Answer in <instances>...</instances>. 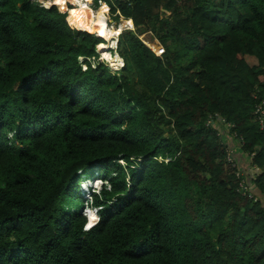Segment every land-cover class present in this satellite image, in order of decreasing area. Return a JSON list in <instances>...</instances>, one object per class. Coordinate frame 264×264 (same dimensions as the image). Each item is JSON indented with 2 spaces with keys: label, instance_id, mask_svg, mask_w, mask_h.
<instances>
[{
  "label": "trees",
  "instance_id": "1",
  "mask_svg": "<svg viewBox=\"0 0 264 264\" xmlns=\"http://www.w3.org/2000/svg\"><path fill=\"white\" fill-rule=\"evenodd\" d=\"M104 1L123 68L66 0H0V264H264V0Z\"/></svg>",
  "mask_w": 264,
  "mask_h": 264
},
{
  "label": "rangeland",
  "instance_id": "2",
  "mask_svg": "<svg viewBox=\"0 0 264 264\" xmlns=\"http://www.w3.org/2000/svg\"><path fill=\"white\" fill-rule=\"evenodd\" d=\"M34 1H37L38 3H40V4H44V5H46L47 6V4L48 3H50L49 5L50 6H53L54 4L55 5H57L58 6V8L61 10V7L60 6H62L60 3L61 2H63V0H34ZM93 2H94V0H92V2L90 3V5L89 4H87V2H84L83 4L81 3V0H66V4L65 5H63V6H66L68 9H66V10H61L62 12H66L67 13V21H68V23L71 25V27L72 28H75V29H83L84 31H86V30H88L89 31V26L90 27H94V29L97 31V32H99V30H101V29H103V27H101V28H99V29H96V25H94V23H93V21H91L90 20V12H89V9L90 10H92L93 12L94 11H96V12H103L106 16H107V23H106V25L108 26V27H111V30L113 31V30H120V28H121V26H120V24H122L124 21L125 22H127L126 20L127 19H125L124 17H121L120 19L119 18H117V17H115V15H112V12H111V7H110V5H109V7L107 6V5H105L104 3L103 4H101V6L99 5L97 8H95V6L93 5ZM73 4H76V5H80L82 8H83V10L85 11V8H86V14H85V19L84 18H82V19H79V20H76V18L74 17V13L72 12L71 14H69L70 13V8H72V6H73ZM48 7V6H47ZM117 13H120L119 11L117 12ZM70 16V17H69ZM70 19H75L74 21H75V23H73V22H71V20ZM88 25V26H84V25ZM129 24V25H128ZM80 26H84V27H80ZM128 27H131V28H128ZM133 28V29H132ZM126 29H131V30H135V27H134V24H133V21L131 22L130 21V23H124V30H126ZM123 30V31H124ZM122 31V32H123ZM121 32V33H122ZM96 34H98L99 35V33H96ZM101 37V36H100ZM142 39L145 41V43L147 44V45H149L152 49H153V51L155 52V53H157L158 55H162L164 52H165V49H164V47L160 44V42L158 41V39L156 38V37H154L153 36V34L151 33V32H148V33H146V34H144L143 36H142ZM117 41H116V43H115V45H109L108 43H106L108 46H110L111 48L110 49H106L105 48V50L104 49H102V47H100V49H102L101 50V52H100V59L101 60H103L107 65L109 64V62L107 61V59L109 58V57H115V53H118V41H119V36L117 37V39H116ZM108 41V40H107ZM109 42V41H108ZM99 46V45H98ZM98 50H99V48H98ZM112 52V53H111ZM109 55L108 57L106 56V55ZM119 54V53H118ZM120 55V54H119ZM120 58V66L121 67H123V64H124V59L121 57V56H119ZM92 64L93 65H95V66H97L98 65V61L97 60H95V58L93 59V62H92ZM112 71L113 72H118V74H120L121 73V71L120 70H113L112 69ZM230 152H231V150H230ZM121 162H123V161H121ZM240 163H241V161H239ZM124 163V162H123ZM240 163H238V165H240ZM125 164H126V162H125ZM249 178L251 179V178H253V174L252 175H250L249 176ZM82 180H86L88 183H90V182H99V183H102L101 184V186H102V188L105 186V185H107V187L108 188H110L111 187V183H110V181L109 180H105V179H103L102 178V175H100L99 173H96V177L94 178V179H92V178H82ZM250 185V184H249ZM91 195H89V201H87V202H85V206H86V204L88 203L90 206H92V204H91ZM87 207V206H86ZM86 211V210H85ZM90 213V214H89ZM88 214H89V216L90 217H92L91 216V214L93 213L92 211H90ZM95 214V213H94Z\"/></svg>",
  "mask_w": 264,
  "mask_h": 264
},
{
  "label": "clouds",
  "instance_id": "3",
  "mask_svg": "<svg viewBox=\"0 0 264 264\" xmlns=\"http://www.w3.org/2000/svg\"><path fill=\"white\" fill-rule=\"evenodd\" d=\"M107 3V2H106ZM55 5V4H54ZM71 26V25H70ZM89 32V31H88ZM96 34V33H95ZM98 35V34H97ZM100 36V35H99ZM120 36V35H119ZM104 39V38H103ZM105 40V39H104ZM106 41V40H105ZM125 65V61L123 64V67ZM109 66V64H108ZM110 67V66H109ZM122 67V68H123ZM121 68V69H122ZM80 173L82 171H79ZM96 173H99L100 175H102L103 179H107L109 180V178L104 177V174L101 173L99 170H96L94 172V175L92 176H87V175H82V178H92L94 179L96 177ZM82 178L80 179V184H79V197L83 200V207L81 208V210L79 212H81L86 218H87V223L85 225V229L86 230H91L93 227H95L99 222H100V213H99V207L95 205V198L97 196H99L101 198V195L103 193L104 190L106 189H110L107 187V185H105L103 188L101 186L102 183L99 182H90L88 183L86 180H82ZM110 181V180H109ZM89 195H91V204L92 206H90L88 203L85 206V202L89 201ZM86 210V211H85ZM90 211H94L95 215L97 216V219L95 220V223L93 225H91V217L89 216V212ZM89 213V214H88Z\"/></svg>",
  "mask_w": 264,
  "mask_h": 264
},
{
  "label": "bare ground",
  "instance_id": "4",
  "mask_svg": "<svg viewBox=\"0 0 264 264\" xmlns=\"http://www.w3.org/2000/svg\"><path fill=\"white\" fill-rule=\"evenodd\" d=\"M84 2H87V4L90 5V3L92 2V0H81V3L83 4ZM105 5L108 6V4L105 2L104 3ZM51 5V4H50ZM50 5H47V6H50ZM89 12H90V20L93 21L94 25H96V29H99L101 27H103V29L99 30V33L101 35V38H104L106 41L102 44H100V47H103L105 43H108L109 45H114L116 43V39L119 35L121 34H118L120 30H111V27H108L106 25L107 23V16L103 13V12H96V11H92L89 9ZM127 22H123V23H130V21L132 22L131 19L129 20H126ZM134 24V22H133ZM129 25V24H128ZM133 29V28H132ZM91 32V31H89ZM91 33H98L96 31H93ZM109 42H108V41ZM102 50V49H100ZM112 53V52H111ZM115 55H117L118 57L120 56L118 53H115ZM120 58V57H119ZM118 70V69H116ZM95 212L93 211V214H91V223H95V220L97 219V216L94 214ZM93 217H95V219H93Z\"/></svg>",
  "mask_w": 264,
  "mask_h": 264
},
{
  "label": "built area",
  "instance_id": "5",
  "mask_svg": "<svg viewBox=\"0 0 264 264\" xmlns=\"http://www.w3.org/2000/svg\"><path fill=\"white\" fill-rule=\"evenodd\" d=\"M105 2H106V1H104V0H100V1H99L100 6H101V4H103V3H105ZM98 51H99V50H98ZM99 57H100V55H99ZM99 57H98V58L93 57V58H89V59H90L91 62H93V59L95 58V60H97L98 63H99V62H102V61H103V60H101ZM80 60L82 61L83 58H80ZM93 66H95V65H93ZM257 113H258V115H259V123L261 124V128L264 129V105H260V106L258 107V109H257ZM238 175L241 176L240 173H238ZM247 183H248L247 180H246V179H243V188H242V189H243V191H244L245 194H248V193H249V190H250V186H249V184H247ZM250 196L253 197L252 194H251Z\"/></svg>",
  "mask_w": 264,
  "mask_h": 264
},
{
  "label": "snow or ice",
  "instance_id": "6",
  "mask_svg": "<svg viewBox=\"0 0 264 264\" xmlns=\"http://www.w3.org/2000/svg\"><path fill=\"white\" fill-rule=\"evenodd\" d=\"M93 219H95V217H93Z\"/></svg>",
  "mask_w": 264,
  "mask_h": 264
}]
</instances>
